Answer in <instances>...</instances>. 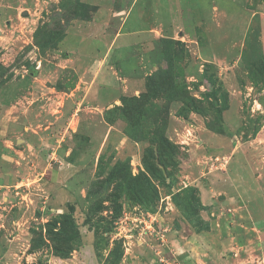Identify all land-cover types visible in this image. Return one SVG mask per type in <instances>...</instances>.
<instances>
[{"label":"rangeland","instance_id":"obj_1","mask_svg":"<svg viewBox=\"0 0 264 264\" xmlns=\"http://www.w3.org/2000/svg\"><path fill=\"white\" fill-rule=\"evenodd\" d=\"M0 264H264V0H0Z\"/></svg>","mask_w":264,"mask_h":264},{"label":"crops","instance_id":"obj_2","mask_svg":"<svg viewBox=\"0 0 264 264\" xmlns=\"http://www.w3.org/2000/svg\"><path fill=\"white\" fill-rule=\"evenodd\" d=\"M109 54L108 55L106 54L104 57H99V59H97V64H100V65H103V68L101 69L100 71V79H103L104 82H107V81H114V73L111 72L108 68V60H109ZM89 60V58H87ZM112 70V68H111ZM103 77V78H102ZM109 79V80H108ZM100 83H101V80H100Z\"/></svg>","mask_w":264,"mask_h":264},{"label":"trees","instance_id":"obj_3","mask_svg":"<svg viewBox=\"0 0 264 264\" xmlns=\"http://www.w3.org/2000/svg\"><path fill=\"white\" fill-rule=\"evenodd\" d=\"M194 207H195V206H194ZM195 208H196V207H195ZM202 209H203V210H206V206H202Z\"/></svg>","mask_w":264,"mask_h":264}]
</instances>
